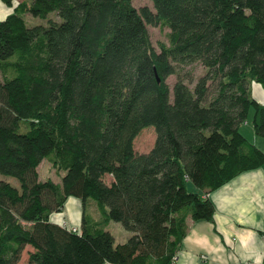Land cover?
<instances>
[{
	"label": "trees",
	"instance_id": "16d2710c",
	"mask_svg": "<svg viewBox=\"0 0 264 264\" xmlns=\"http://www.w3.org/2000/svg\"><path fill=\"white\" fill-rule=\"evenodd\" d=\"M1 1L0 173L19 187L0 179V264H170L186 216L211 220L207 194L264 164L239 130L252 108L264 136L250 94L264 86V0ZM147 25L168 27V42L154 47ZM149 126L154 142L137 151ZM46 156L60 182L38 179ZM69 196L78 228L49 218Z\"/></svg>",
	"mask_w": 264,
	"mask_h": 264
},
{
	"label": "crops",
	"instance_id": "0c3cea01",
	"mask_svg": "<svg viewBox=\"0 0 264 264\" xmlns=\"http://www.w3.org/2000/svg\"><path fill=\"white\" fill-rule=\"evenodd\" d=\"M10 11L0 0V20ZM250 94L264 104V86L252 81ZM241 124L240 132L264 151V136L256 135L252 125ZM188 188L196 190L191 183ZM207 196L214 205L213 218L186 216V234L170 264H264V164L236 174ZM81 214V200L69 196L62 211L49 218L78 228Z\"/></svg>",
	"mask_w": 264,
	"mask_h": 264
},
{
	"label": "rangeland",
	"instance_id": "374dc122",
	"mask_svg": "<svg viewBox=\"0 0 264 264\" xmlns=\"http://www.w3.org/2000/svg\"><path fill=\"white\" fill-rule=\"evenodd\" d=\"M132 4L136 7L139 8L141 6H148L152 7V2L151 0H132ZM48 16H53L52 12L49 13ZM24 18L26 20V24L31 26L35 24H45L47 18H41V17H36L32 16L28 13L24 15ZM149 34H150V39L154 47L158 48V43L159 42H168V36L167 33L169 31V28L166 26H152V25H147ZM202 72V68L200 66H196L194 73L198 74ZM174 80V76H169L167 79V82L169 84L172 83ZM252 108L250 109V112L248 114L247 120L243 122L241 125H248L251 126L252 123ZM155 138L154 130L151 126L145 127L140 130V132L137 134V136L134 139V147L137 151H147L153 144ZM38 171V179L39 180H44L46 178H51L53 181L60 182L61 176L63 175V171L56 170L50 163L49 158L46 156L44 157L41 162L39 163L37 167ZM0 179L7 180L10 182L12 185L19 187V181L17 178L11 175L3 174L0 173ZM106 180H109V176H106ZM87 212L91 214L98 213L96 204L94 200L89 199L88 200V205H87ZM106 229H108L112 235L114 236L115 242H123L126 240V238L130 235V232L126 230L120 222L110 220L108 224L106 225ZM27 249V248H26ZM26 249L24 251H26ZM18 264H25V254L22 255L20 261Z\"/></svg>",
	"mask_w": 264,
	"mask_h": 264
}]
</instances>
